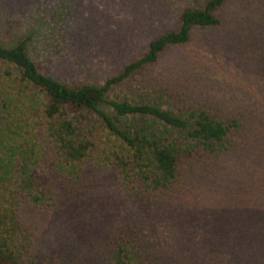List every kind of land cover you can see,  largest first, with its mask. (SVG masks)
I'll list each match as a JSON object with an SVG mask.
<instances>
[{
  "label": "rangeland",
  "instance_id": "374dc122",
  "mask_svg": "<svg viewBox=\"0 0 264 264\" xmlns=\"http://www.w3.org/2000/svg\"><path fill=\"white\" fill-rule=\"evenodd\" d=\"M205 2L0 0V42L30 34L43 72L102 85ZM214 14L218 25L193 27L110 96L235 121L225 149L180 154L175 183L153 190L127 184L97 151L66 173L38 129L43 204L0 183L23 264H112L117 241L134 243L142 264H264V0H227Z\"/></svg>",
  "mask_w": 264,
  "mask_h": 264
},
{
  "label": "trees",
  "instance_id": "16d2710c",
  "mask_svg": "<svg viewBox=\"0 0 264 264\" xmlns=\"http://www.w3.org/2000/svg\"><path fill=\"white\" fill-rule=\"evenodd\" d=\"M225 1L206 0L202 8H185L176 30L150 41L141 57L102 85H68L43 72L32 53L30 34L0 42V183L14 181L33 205L43 204L36 166L38 129L55 147L66 173L72 174L97 151L111 159L127 184L153 190L175 183L180 154L225 149L235 121L213 119L204 110L175 113L155 101L110 96L114 86L155 62L167 46L188 41L193 27L218 25L214 12ZM140 255L134 243L117 241L108 259L112 264H142ZM0 264H23L13 212L1 202Z\"/></svg>",
  "mask_w": 264,
  "mask_h": 264
}]
</instances>
